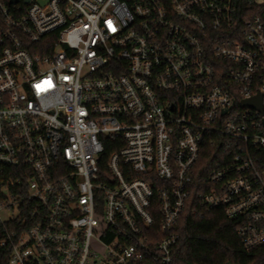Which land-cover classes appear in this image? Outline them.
Masks as SVG:
<instances>
[{
	"label": "built area",
	"instance_id": "2783aa9c",
	"mask_svg": "<svg viewBox=\"0 0 264 264\" xmlns=\"http://www.w3.org/2000/svg\"><path fill=\"white\" fill-rule=\"evenodd\" d=\"M208 153L193 214L264 246V0H0L6 264H176Z\"/></svg>",
	"mask_w": 264,
	"mask_h": 264
},
{
	"label": "trees",
	"instance_id": "16d2710c",
	"mask_svg": "<svg viewBox=\"0 0 264 264\" xmlns=\"http://www.w3.org/2000/svg\"><path fill=\"white\" fill-rule=\"evenodd\" d=\"M213 150L217 151V148L207 149L210 152ZM213 163L211 153L205 154L199 162L200 170L195 176V185L175 227L178 233L173 253L175 263L264 264V246L245 250L241 238L235 233L236 221L226 218L220 209L193 214L192 209L197 206V194L208 187L204 178ZM4 254L0 251V264H6Z\"/></svg>",
	"mask_w": 264,
	"mask_h": 264
},
{
	"label": "water",
	"instance_id": "95a60500",
	"mask_svg": "<svg viewBox=\"0 0 264 264\" xmlns=\"http://www.w3.org/2000/svg\"><path fill=\"white\" fill-rule=\"evenodd\" d=\"M244 104L247 106H250V105H253L254 103L252 101H245ZM257 108L260 109L259 104H258Z\"/></svg>",
	"mask_w": 264,
	"mask_h": 264
},
{
	"label": "rangeland",
	"instance_id": "374dc122",
	"mask_svg": "<svg viewBox=\"0 0 264 264\" xmlns=\"http://www.w3.org/2000/svg\"><path fill=\"white\" fill-rule=\"evenodd\" d=\"M93 245H95V244H93ZM95 246H96L97 249H99V246H97V245H95Z\"/></svg>",
	"mask_w": 264,
	"mask_h": 264
}]
</instances>
